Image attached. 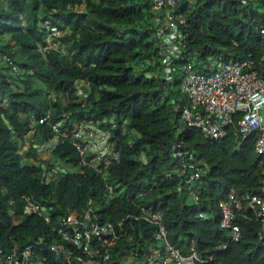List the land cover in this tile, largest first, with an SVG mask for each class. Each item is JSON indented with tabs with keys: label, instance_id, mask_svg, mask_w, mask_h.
<instances>
[{
	"label": "trees",
	"instance_id": "1",
	"mask_svg": "<svg viewBox=\"0 0 264 264\" xmlns=\"http://www.w3.org/2000/svg\"><path fill=\"white\" fill-rule=\"evenodd\" d=\"M150 10V0H0L1 254L36 245L44 264H85L57 259L49 246L60 241L53 229L61 219L72 213L81 216L92 199L102 221L136 215L138 205L161 212L176 248L186 253L195 245L205 258L217 253L208 264H264L259 223L240 220L243 238L237 242L221 226V204L232 188L251 195L261 192L263 167L255 137L240 145L232 127L222 139L194 128L182 130L181 116L174 111L175 103L189 104L179 78L189 62L202 73L220 55L252 60L259 67L264 57V0H182L178 13L186 20L181 26L186 48L173 60L178 72L171 82L160 75L164 68ZM46 21L61 31L64 49L44 58L38 46L47 43ZM4 55L21 75L12 74ZM78 81L88 94V107L75 102L80 99ZM48 110H53V123L66 120L69 129L115 116L120 162L105 176L88 170L43 184L40 169L21 165L16 138L32 128L27 117L38 120ZM38 127L45 138L53 136L51 126ZM178 141L209 167L191 187L197 202L188 203L187 188L178 192L180 185L188 187L172 156L171 146ZM55 155L78 161L69 144H61ZM108 184L115 195L109 194ZM29 203L49 207L50 221L28 209ZM125 227L129 236L112 249L109 264L128 263L121 260L132 251L133 264H143L154 242V227L135 219H127ZM222 245L227 248L219 250Z\"/></svg>",
	"mask_w": 264,
	"mask_h": 264
},
{
	"label": "built area",
	"instance_id": "2",
	"mask_svg": "<svg viewBox=\"0 0 264 264\" xmlns=\"http://www.w3.org/2000/svg\"><path fill=\"white\" fill-rule=\"evenodd\" d=\"M181 1L150 0L154 37L160 49L165 78L169 82L173 81L174 74L178 72L173 60L186 48L185 35L181 29V26L186 25V20L178 13ZM44 27L48 32V44L41 47V52H62L64 43L59 38V28L51 25L50 21H46ZM4 61L9 62V57H4ZM208 68V71L202 73L195 71L191 62L187 64L180 90L189 99V104L183 106L175 103L174 111L180 114L183 126L198 129L208 138H225L231 127L240 145L252 136L255 137V151L260 156V165L263 167L261 192L259 195H251L239 193L232 188L228 198L221 204V226L231 240L237 242L243 238L240 220L256 221L260 225L257 236L264 249V57L258 67L252 60L234 61L220 55L211 61ZM76 85L80 99L75 102L82 107H88V94L84 91L83 84L78 81ZM85 85L89 86L88 83ZM52 117L53 111L49 110L39 123L51 126L53 138L44 142L43 132L36 128L27 132L24 139L19 141V154L23 157V164L35 163L34 158L29 156L31 151L34 154L46 152L47 157L53 156V151L65 142L76 150L79 160L76 165L69 164L63 169L55 160H51V164L40 162L44 183H50L58 179L59 175L68 172L85 174L87 170H93L105 176L113 164L120 162L116 134L113 131L117 127L115 117L104 119L95 125L79 124L74 129L67 127L66 120L52 123ZM108 122L109 129L101 127ZM171 151L178 163L179 175L187 176L188 187L180 185L178 192L183 194L187 188L192 200L197 202V193L191 187L208 172V165L199 161L183 141L172 144ZM170 176L171 173H167V177ZM107 190L114 194L112 185L108 184ZM138 206L139 213L136 215L130 214L117 222L102 221L97 213L98 203L90 200L88 208L81 216L73 213L62 218L53 229L60 241L50 244L49 247L60 260L75 258L85 264H109L112 261V249L129 236L125 221L135 219L154 227V242L145 254L143 264H208L217 255L213 253L207 258L202 257L195 245H191L184 253L170 242L162 213ZM27 208L44 217L46 221L50 220L49 207L41 203H29ZM199 217L204 218L205 214L201 213ZM42 243L43 238L39 245ZM226 248L227 245L218 247L219 250ZM36 249H39L36 245H30L22 249L15 248L8 254L0 253V264H44L45 257L38 255ZM130 253L121 261L133 264L134 252Z\"/></svg>",
	"mask_w": 264,
	"mask_h": 264
},
{
	"label": "clouds",
	"instance_id": "3",
	"mask_svg": "<svg viewBox=\"0 0 264 264\" xmlns=\"http://www.w3.org/2000/svg\"><path fill=\"white\" fill-rule=\"evenodd\" d=\"M48 43H46V44H39V46H38V50H39V52L44 56V58H47V55L50 53V51H52V50H50L49 52H47V53H42L41 52V47H43V46H46ZM7 55H4L3 56V58H2V61L5 63L6 61H4V57H6ZM7 57H9V56H7ZM10 59V58H9ZM6 63H8L11 67H12V74L14 75V76H19V75H21L22 74V70L16 65V64H14L13 63V61H9V62H6ZM49 111V110H48ZM47 111V112H48ZM53 111V110H52ZM46 112V113H47ZM46 115V114H45ZM44 115V116H45ZM44 116H42L40 119H42ZM112 117H115V116H112ZM111 117V118H112ZM30 121H31V126H32V128L29 130V131H31V130H33V129H38V131H40V132H43L41 129H39V125H47V123H44V124H40L39 123V120L40 119H38L37 120V118H35V116H30V117H27ZM110 118V119H111ZM104 119H107V118H104ZM104 119H102V120H104ZM110 119H107V120H110ZM116 119V118H115ZM102 120H100V121H102ZM99 122V121H98ZM98 122H96V123H89V122H84V123H87V124H91V125H95V124H97ZM53 123V122H52ZM80 124H83V123H80ZM108 124H110V122H108V123H106V124H104L103 126H101L102 128H104V129H109L110 128V126H108ZM77 125H79V124H77ZM48 126V125H47ZM29 131H27V132H29ZM114 131V133H115V129L113 130ZM26 132V133H27ZM25 133V134H26ZM24 134V135H25ZM43 134H44V132H43ZM116 134V133H115ZM24 135H23V137H19V138H16V143H17V146H18V154H19V150L21 149V145L19 144V141H21V140H23L24 139ZM54 137V132H53V136L52 137H50V138H45V134L43 135V138H42V140L45 142V141H47V140H49V139H51V138H53ZM115 142H116V140H115ZM61 144H69L68 142H65V143H61ZM60 144V145H61ZM59 145V146H60ZM70 145V144H69ZM116 145H117V143H116ZM58 146V147H59ZM57 147V148H58ZM57 148L53 151V156H48L47 157V155H46V152H41V153H38V154H34V152L33 151H31V153L29 154V156H32L33 158H34V160H35V163L34 164H32V165H24L23 164V157L20 155V157H21V165L22 166H36L38 169H40L41 170V172H40V174H41V180H42V173H43V167H42V165L40 164V162L41 163H46V164H51V160H55V163H57L62 169L63 168H65L67 165H69V164H73V165H76L77 164V162H70V161H62V160H60V159H58L57 158V156L55 155V151L57 150ZM118 149V148H117ZM34 150V149H33ZM76 151V150H75ZM78 160H79V156H78ZM119 163V162H118ZM115 164H117V163H115ZM114 165V164H113ZM88 171V170H87ZM86 171V172H87ZM93 171V170H92ZM108 171V170H107ZM85 172V173H86ZM95 172V171H94ZM72 175V174H75V175H83V174H78V173H71V172H68V173H66V174H62V175H59V177H58V179H56V180H53V181H51L50 183H44L43 181H42V183L43 184H45V185H48V184H51V183H53V182H55V183H57V182H59L63 177H65V176H67V175ZM99 174V173H98ZM101 175V174H100ZM103 176V175H102ZM195 184V183H194ZM193 184V185H194ZM194 191V190H193ZM187 192H188V198L189 199H192L191 197H190V195H189V191L187 190ZM110 195H115V192H114V194H111V193H109ZM198 197V196H197ZM92 200V199H91ZM96 202V201H95ZM194 202V201H193ZM153 209V208H152ZM49 213H50V209H49ZM35 214H37V213H35ZM73 214V213H72ZM76 214V213H75ZM201 214V213H200ZM39 215V214H38ZM71 215V214H70ZM163 215V214H162ZM40 216V215H39ZM69 216V215H68ZM68 216H66V217H68ZM40 217H42V216H40ZM63 218H65V217H63ZM45 219V218H44ZM62 220V219H61ZM50 221V220H49ZM61 222V221H60Z\"/></svg>",
	"mask_w": 264,
	"mask_h": 264
},
{
	"label": "rangeland",
	"instance_id": "4",
	"mask_svg": "<svg viewBox=\"0 0 264 264\" xmlns=\"http://www.w3.org/2000/svg\"><path fill=\"white\" fill-rule=\"evenodd\" d=\"M160 75H161V77H164L165 78L164 72L160 73ZM179 78L184 79V76L181 74V75H179ZM181 128H182V130H184L185 129V126L182 125ZM188 203H193V200L188 198Z\"/></svg>",
	"mask_w": 264,
	"mask_h": 264
}]
</instances>
